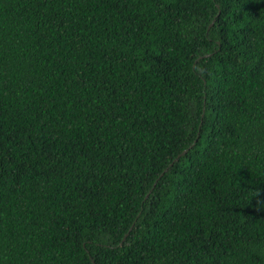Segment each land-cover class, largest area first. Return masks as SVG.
Returning <instances> with one entry per match:
<instances>
[{"label": "trees", "instance_id": "trees-1", "mask_svg": "<svg viewBox=\"0 0 264 264\" xmlns=\"http://www.w3.org/2000/svg\"><path fill=\"white\" fill-rule=\"evenodd\" d=\"M0 264H264V0H0Z\"/></svg>", "mask_w": 264, "mask_h": 264}, {"label": "water", "instance_id": "water-1", "mask_svg": "<svg viewBox=\"0 0 264 264\" xmlns=\"http://www.w3.org/2000/svg\"><path fill=\"white\" fill-rule=\"evenodd\" d=\"M187 151L184 152V154L186 153Z\"/></svg>", "mask_w": 264, "mask_h": 264}]
</instances>
